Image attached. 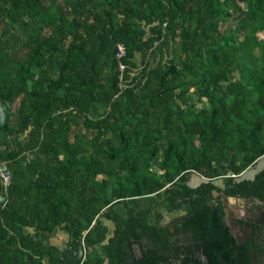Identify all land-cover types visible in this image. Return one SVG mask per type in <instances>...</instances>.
Here are the masks:
<instances>
[{
  "label": "trees",
  "instance_id": "obj_1",
  "mask_svg": "<svg viewBox=\"0 0 264 264\" xmlns=\"http://www.w3.org/2000/svg\"><path fill=\"white\" fill-rule=\"evenodd\" d=\"M260 31L264 0H0V264H63L56 230L100 263H172L192 233L187 264H258L261 227L238 243L210 201L264 202Z\"/></svg>",
  "mask_w": 264,
  "mask_h": 264
},
{
  "label": "flooded vegetation",
  "instance_id": "obj_2",
  "mask_svg": "<svg viewBox=\"0 0 264 264\" xmlns=\"http://www.w3.org/2000/svg\"><path fill=\"white\" fill-rule=\"evenodd\" d=\"M219 194H221L220 198L217 197ZM224 194L225 193H223L220 190H215L214 191V196H213V198L210 201V206L212 208H216L218 206V202L219 201H221L223 203V197L222 196ZM230 197H231V200L232 199L235 200V201L232 200V202L234 203V206L237 209L235 211L236 214H237V216H236L237 225H238L239 231L243 234L242 241L238 242V243H242L244 241L245 234L247 232H250V233L252 232L251 228L248 225H246V224L248 222L250 224H254V223H251L250 221H248L247 218H246L247 217V215H246L247 207L251 206L252 203H255L256 201H259V200L251 198V197H247V198H244V197H233V196H230ZM238 201H240V205L238 204ZM241 211H244L243 212V217H241L242 216L241 215L242 214ZM185 212H186V209H185L184 213ZM225 212H226V210H225ZM230 218H231V216H229L226 213V221H227L228 225H229V222H230ZM257 225H259L261 227L262 237L260 239V242H261V244L263 246V251H262V253L260 255L261 256L260 259L258 260V264H264V226L260 225V224H257ZM229 227H230V225H229ZM193 239H194V236H193L192 233H189V234L181 233V234H177V235L171 236L170 239H169L170 240V245H172L175 241H177L176 243H178L179 245L182 246V248H181V250H180V252L178 254L181 257L175 258V260H173L172 263H170V261H169V262H165L164 264H187V259L188 258H186V256H190V254H188V253L192 249V247L190 248V243L189 242L193 243V245H196V242ZM133 249H132V253H135L136 256H138V257H143L144 256L143 253L141 252L140 247H139L138 244H134L133 245ZM194 250H196L195 247H194ZM175 251H177V249H175V247L172 246L171 248L166 249L165 253H166L167 256H177V253ZM186 251H187V254H186ZM198 253H200V251L196 250V254H198ZM199 256L202 258L203 261L206 260V257H205L206 255L205 254L200 253ZM172 259L173 258L171 257V260ZM190 264H194V263L192 262Z\"/></svg>",
  "mask_w": 264,
  "mask_h": 264
},
{
  "label": "crops",
  "instance_id": "obj_3",
  "mask_svg": "<svg viewBox=\"0 0 264 264\" xmlns=\"http://www.w3.org/2000/svg\"><path fill=\"white\" fill-rule=\"evenodd\" d=\"M259 169L256 170L251 168L245 173V175L253 177ZM238 204L240 205L239 201ZM44 238L49 244L56 245L62 250L63 264H77L79 256H81L82 253V248L74 243L69 244V235L67 232L56 230L52 234L44 235ZM100 257L102 256H98L96 250H90L89 256L84 264H108L107 259L103 263H100Z\"/></svg>",
  "mask_w": 264,
  "mask_h": 264
},
{
  "label": "rangeland",
  "instance_id": "obj_4",
  "mask_svg": "<svg viewBox=\"0 0 264 264\" xmlns=\"http://www.w3.org/2000/svg\"><path fill=\"white\" fill-rule=\"evenodd\" d=\"M240 5L243 8H246V5L244 3L240 2ZM237 16H238V12L233 11L232 16L221 23L220 29L222 31H226V30H229L231 28H234L238 24ZM258 37L260 39H264V31L258 32ZM136 60L140 61V55H137ZM154 61H155V59H153L151 62H154ZM235 74H234V76L237 75V74L236 75ZM191 93H192V90H191ZM193 98H194V100L196 102L195 106H197V108H200L201 107V103L198 101L197 96L195 94H194ZM262 167H264V158H262L257 163V165L255 167H252V168L257 170V169L262 168ZM198 177H199L198 174H194L193 175V182H196L198 180L197 179ZM222 182H223L222 179H217V181H216L217 184H222ZM232 200L235 201L234 199H232ZM155 201H160V199L158 198ZM143 202L145 203V206L143 207V209H144V208H146L148 201H147V199H144ZM239 203H240V201H239ZM151 207H152V210H151L152 211V213H151L152 214V218H155V216H157L159 214H162V216H161L162 217V219H161L162 223L168 222L173 217H175V216H177L179 214H182L185 211L183 209V210H179V211L169 212V211H166L164 208H161V205H156L155 202H154V205H152ZM94 250H96L98 252V256H102L103 257V252L104 251H103L102 245L96 246ZM82 252H83V250H82ZM89 253H90V251H88V256H89Z\"/></svg>",
  "mask_w": 264,
  "mask_h": 264
},
{
  "label": "water",
  "instance_id": "obj_5",
  "mask_svg": "<svg viewBox=\"0 0 264 264\" xmlns=\"http://www.w3.org/2000/svg\"><path fill=\"white\" fill-rule=\"evenodd\" d=\"M218 198L221 197V194L217 196ZM223 205L226 210V213L231 216L230 218V230L232 234L235 236L237 242H241L243 239V234L239 231L238 225H237V214H236V208L234 206V203L231 200V197L224 194L223 196ZM243 212L241 211V217H243ZM247 220L251 223L260 224L264 226V202L263 201H256L255 203H252L251 206L247 207L246 210Z\"/></svg>",
  "mask_w": 264,
  "mask_h": 264
},
{
  "label": "built area",
  "instance_id": "obj_6",
  "mask_svg": "<svg viewBox=\"0 0 264 264\" xmlns=\"http://www.w3.org/2000/svg\"><path fill=\"white\" fill-rule=\"evenodd\" d=\"M118 53L117 55L123 56L125 54V46L123 43L118 44ZM121 68L124 69L125 65L120 64ZM12 178L11 173L9 171L8 165L5 161L0 160V182L4 188H7L11 184ZM88 258V252L85 246H83V252L81 253V256H79V260L77 264H84Z\"/></svg>",
  "mask_w": 264,
  "mask_h": 264
}]
</instances>
